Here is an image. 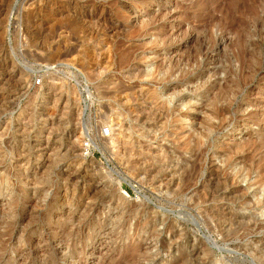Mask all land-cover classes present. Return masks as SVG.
Wrapping results in <instances>:
<instances>
[{"label":"rangeland","instance_id":"obj_1","mask_svg":"<svg viewBox=\"0 0 264 264\" xmlns=\"http://www.w3.org/2000/svg\"><path fill=\"white\" fill-rule=\"evenodd\" d=\"M0 264H264V0H0Z\"/></svg>","mask_w":264,"mask_h":264},{"label":"built area","instance_id":"obj_2","mask_svg":"<svg viewBox=\"0 0 264 264\" xmlns=\"http://www.w3.org/2000/svg\"><path fill=\"white\" fill-rule=\"evenodd\" d=\"M37 83H40V81H37ZM104 133L106 135H108L109 131L107 129H105ZM83 148H84L87 155H89L92 152V140L90 138H88L84 141Z\"/></svg>","mask_w":264,"mask_h":264},{"label":"trees","instance_id":"obj_3","mask_svg":"<svg viewBox=\"0 0 264 264\" xmlns=\"http://www.w3.org/2000/svg\"><path fill=\"white\" fill-rule=\"evenodd\" d=\"M130 190V189H129Z\"/></svg>","mask_w":264,"mask_h":264}]
</instances>
